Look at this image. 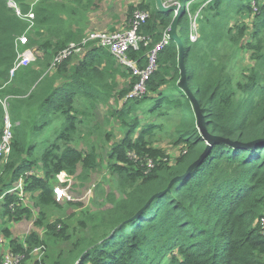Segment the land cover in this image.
<instances>
[{"label":"trees","instance_id":"trees-1","mask_svg":"<svg viewBox=\"0 0 264 264\" xmlns=\"http://www.w3.org/2000/svg\"><path fill=\"white\" fill-rule=\"evenodd\" d=\"M8 1L16 2L26 14L31 0H0V139L6 114L12 125L11 151L0 167V237L21 258L19 264H26L35 248L45 247L35 232L21 242L7 227L32 219V207L39 211L36 226L48 236L69 240L66 227L45 223L44 211L60 207L52 182L57 175L76 174L78 168L85 175L101 166L93 146L82 151L73 145L88 120L96 119L99 106L115 99L121 106L107 115L117 121L123 134L107 151L104 168L114 178L116 190L106 195L108 208L87 218V234L73 240L57 264H264V0H184L191 2L190 13L200 10L199 37L195 43L184 44V64L207 131L230 142L254 144L247 149L213 144L201 162L169 190L171 180L183 176L207 147L191 104L177 87L175 43L168 40L156 54L145 92L138 97L127 98L138 77L117 64L108 50L95 47H89L78 62L65 60L52 73L49 66L46 70L48 64L37 63L36 68L20 69L9 81L17 51L25 48H17L16 40L26 33L28 22L8 7ZM101 1L38 2L32 7L34 28L27 32V47L37 46L49 63L78 39L69 31L40 42L42 32L63 24L59 13L74 16L77 6L93 9ZM135 11L145 12L147 19L138 28L139 47L130 49L128 57L142 71L163 41L173 14L159 11L155 0H148L128 7L129 27ZM230 11L232 25L225 18ZM246 14L252 18L250 26L237 21ZM188 24L183 8L178 23L182 42L187 41ZM37 29L38 38L32 40ZM247 32L250 42L240 46ZM226 44L240 46L251 55L254 65L241 80L229 72ZM118 77L124 79L119 91ZM147 101L146 119L140 109ZM172 114L177 117L172 137L179 154L164 160L167 156L153 147L164 126L153 119ZM49 129L51 133L41 141ZM19 180L32 207L17 193H8ZM157 194L162 195L147 205ZM80 225L87 228L85 222Z\"/></svg>","mask_w":264,"mask_h":264},{"label":"rangeland","instance_id":"rangeland-1","mask_svg":"<svg viewBox=\"0 0 264 264\" xmlns=\"http://www.w3.org/2000/svg\"><path fill=\"white\" fill-rule=\"evenodd\" d=\"M42 0H31L27 4H37ZM47 4H59L63 2L69 5L66 0H43ZM148 0H102L93 9H81L77 6L76 15L70 16L67 14L59 13V18L63 21V24L51 27L42 32L40 36V42L44 40H53L54 36L57 35L59 38L63 37L66 32H74L77 35L78 42L82 41L86 35L91 32H123L129 30L127 13L129 6H137L139 4H146ZM165 6H172L176 4H166L168 0H162ZM176 2V1H175ZM227 1H225L226 3ZM181 6L186 3L184 0L179 1ZM84 4V3H83ZM8 5V3H7ZM9 7V5H8ZM10 8V7H9ZM185 11L190 15V12L185 9ZM71 17H74L71 21ZM225 18H230V24L234 22V15L230 11ZM251 17L248 15H240L237 18L239 23L245 24V26H250ZM189 26V24H188ZM199 33V26L197 27ZM38 29L33 32L30 36L32 40H37ZM250 32H247L246 36L243 38L241 45L244 46L246 42H250ZM189 43V38L187 35V41H183V44ZM228 45L224 47V54L227 58L229 65V72L235 80H241L243 74L248 73L249 68H251L254 63L252 62L251 55L244 48H240L234 45ZM37 53L34 54L35 60L28 65L27 68H36L37 63H41L46 66V70L50 62L48 63L47 55L43 54L42 50L36 49L35 47H26ZM22 51V50H21ZM82 58V56H81ZM80 57H73L74 62H78ZM190 67V66H189ZM189 70V69H188ZM47 73V71L45 72ZM50 75V73H49ZM119 84L118 91L120 90V84H123L124 79L117 78ZM150 105V101L144 104L143 109L140 112L147 119V116L143 113L146 106ZM120 108L119 101L111 100L108 105H100L98 108V113L95 120H88L89 125L81 128V134L77 137V143L73 146L78 150L87 151L91 146L94 147L95 152L100 156V167L91 173L81 174V169H77V173L69 176L67 174H60L55 176L52 186L54 189L56 202L60 207L57 208H47L44 211L45 223L57 225V229L66 227V234H69V240L56 239L54 237L48 236L46 230L41 226H36L37 218L39 216L38 209L32 207L29 201V195H25V205L32 207L33 216L30 220L18 221L15 223H9L8 229L11 231L13 238L19 239L21 242L30 233L35 232L40 240L45 243V251L40 256L29 257L26 264H57L59 260L62 259L64 255L63 252L67 250L70 243L78 238L79 236L86 235L90 223L87 218L99 210L108 208V202L106 195L113 194L116 190L115 180L112 178L105 170L104 163L107 157V151L109 150L111 144L117 142L123 134V130L119 127L117 121L110 118L107 112L114 111ZM140 114V116H142ZM151 119V118H150ZM152 120V119H151ZM157 123H162L164 126V131L158 133L154 141L153 147L160 149L167 159H172L179 154V147L174 145L172 132L177 125V117L172 114L169 118H164L157 120L153 119ZM54 121H58L55 119ZM51 133V129L46 131V134L40 136L41 141L47 138V135ZM51 138V136L49 135ZM48 137V138H49ZM49 138V139H50ZM1 167V164H0ZM117 194V193H116ZM2 222V218H0ZM86 223L87 228H81V223ZM60 225V226H59ZM8 244V241L3 237H0V252L4 251V247ZM39 260V261H38Z\"/></svg>","mask_w":264,"mask_h":264},{"label":"built area","instance_id":"built-area-1","mask_svg":"<svg viewBox=\"0 0 264 264\" xmlns=\"http://www.w3.org/2000/svg\"><path fill=\"white\" fill-rule=\"evenodd\" d=\"M176 1V2H175ZM180 0H168L165 2L166 4H176L181 6L179 3ZM191 2H187L183 8L189 11ZM9 7L15 12V14L22 20L28 22V27L26 33L19 36L16 40V47L21 48L25 47L22 51H17V58L14 61L10 71H9V81L15 76V74L22 68L28 67L34 60V54L37 51H33L31 49L26 48L28 44V31H32L34 28L33 20L34 14L32 11V7L34 4L30 5V9L26 14L21 12L19 5L16 2L8 1ZM200 10L195 11L194 13H190L189 15V28H188V38L189 41L195 43L199 37L198 29L199 26V14ZM190 12V11H189ZM133 22L129 27L128 31L123 32H91L86 35L82 41L79 42H70L67 44L62 50L58 51L52 58L49 64V72L56 68L57 65L61 64L65 60L73 57H83L85 52L89 47H95L100 49L108 50L109 53L113 56L114 60L120 66L131 71V75L134 77H138L139 81L133 87V90L127 95V98L138 97L145 92V83L149 78L151 72L153 71L155 65V57L156 54L168 43L167 33L164 35L163 41L158 44L154 50L151 52L149 57V66L145 70H138L135 63L131 61L128 57V51L130 49L137 50L139 44L142 41L141 36L138 34V28L142 23L147 19V14L141 11H135L133 13ZM6 100L3 101V105L5 106ZM2 136L0 139V164L5 163L10 151H11V139H12V125L6 114L3 120L2 125ZM17 193L18 196L22 199L25 198V195L22 191V181L19 180L14 187L8 191V193ZM1 200V199H0ZM263 229H264V219L262 221ZM45 247L40 246L35 248L31 253L32 255L40 256L44 253ZM21 258L18 255L13 254L8 245L4 247V251L0 252V264H19ZM39 261V260H38Z\"/></svg>","mask_w":264,"mask_h":264},{"label":"water","instance_id":"water-1","mask_svg":"<svg viewBox=\"0 0 264 264\" xmlns=\"http://www.w3.org/2000/svg\"><path fill=\"white\" fill-rule=\"evenodd\" d=\"M155 1H156V7L159 11L166 13L168 15L173 14V18H172L170 27L167 31V36H168L169 40H171L172 42L175 43L177 50H178V69L180 71V73H179L180 78L177 82V87L180 91H182L185 94V96L189 100L191 107L194 111L197 130L199 132V135L201 136V138L205 141V143L207 145L205 151L200 156V158L188 167V169L186 170V172L184 173L183 176L177 177V178H174L173 180H171V182L169 183L168 188H167V190H169L170 187L174 183H176L177 181H179L183 177L187 176L201 162L202 158L204 157L206 152L210 149V147L213 144H215V143L230 144L231 146L236 147V148L247 149V148L251 147L254 144V142L253 143H246V144L238 143V142H230L228 139H224V138L218 137V136H213L207 131V125L205 122V118L202 114V111L200 109V106H199L197 100L195 99L193 93L190 91V89L188 87V80L186 78V68H185V64H184V53H185L184 44H183V42H182V40L178 34V23H179V19L183 15V7L178 6V5L165 6L163 4L162 0H155ZM261 142L264 144V141H261ZM161 195L162 194H157V195L153 196L148 201L147 205H149L154 199H156L157 197H159Z\"/></svg>","mask_w":264,"mask_h":264},{"label":"crops","instance_id":"crops-1","mask_svg":"<svg viewBox=\"0 0 264 264\" xmlns=\"http://www.w3.org/2000/svg\"><path fill=\"white\" fill-rule=\"evenodd\" d=\"M119 78V77H118ZM111 102V101H110ZM110 102H108V104L110 103ZM119 103L121 104V101H119ZM121 106V105H120Z\"/></svg>","mask_w":264,"mask_h":264}]
</instances>
